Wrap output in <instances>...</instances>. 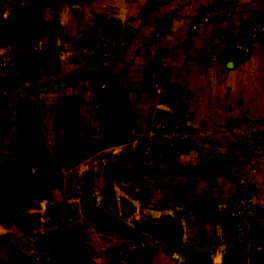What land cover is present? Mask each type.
I'll use <instances>...</instances> for the list:
<instances>
[{"label":"crops","instance_id":"obj_1","mask_svg":"<svg viewBox=\"0 0 264 264\" xmlns=\"http://www.w3.org/2000/svg\"><path fill=\"white\" fill-rule=\"evenodd\" d=\"M20 3L0 0V20L21 17L29 27L13 46L0 47V54L38 51L52 64L43 79L0 96L1 140H10L6 128L15 121L17 140L41 139L28 110L43 106L44 139L54 157L71 156L74 141L96 146L79 163L91 160L82 169L97 177L94 200L66 195L65 212L47 217L54 222L50 227H37L56 248L46 264H106V250L126 242V222L134 217L154 224L169 250L188 257L189 264H250L246 255L226 248L219 213L221 202L251 189L264 240V46L230 56L240 25L264 14V0H44L27 14ZM216 3L231 6L234 17L193 29ZM99 18L126 24L125 46L106 62L85 44L86 31ZM112 83L123 88L124 100L106 129L98 113ZM178 109L193 113L188 154L162 160L133 146L135 130L152 121L171 124ZM78 124L82 128L75 132ZM117 156L126 163L108 177ZM206 198L216 204L202 214L197 202ZM26 239L14 220L0 217V264H20ZM68 242L76 244L72 258L63 249ZM152 264L175 263L159 250Z\"/></svg>","mask_w":264,"mask_h":264},{"label":"built area","instance_id":"obj_2","mask_svg":"<svg viewBox=\"0 0 264 264\" xmlns=\"http://www.w3.org/2000/svg\"><path fill=\"white\" fill-rule=\"evenodd\" d=\"M234 17L231 6L216 3L206 8L194 21L193 29ZM89 52L99 61L114 58L126 44V24L117 18L94 20L85 33ZM264 45V14H258L240 25L230 56L236 58L246 48ZM52 60L38 51L23 53L10 51L0 54V84H32L48 75ZM193 116L177 110L171 124L150 122L144 130H135L132 144L162 160L174 159L190 151L189 132ZM102 195L96 197L97 202ZM221 223L224 226L225 246L228 250L246 255L250 264H264V240L257 231L260 215L251 189L221 202ZM126 242L106 250V264H152L153 251L169 252L175 264H189V258L175 253L164 244L152 223L139 218L126 222ZM20 264H46L54 260L56 248L44 230L33 231L21 250Z\"/></svg>","mask_w":264,"mask_h":264},{"label":"rangeland","instance_id":"obj_3","mask_svg":"<svg viewBox=\"0 0 264 264\" xmlns=\"http://www.w3.org/2000/svg\"><path fill=\"white\" fill-rule=\"evenodd\" d=\"M18 1H21V9L27 14L31 13L36 3L44 0H12ZM59 1L72 3L76 0ZM13 4L16 3H11L10 6ZM47 113L43 106H38V109L31 107L28 110L29 117L37 122L36 135L42 140H17V121L14 127L6 128L10 140L0 138V217L14 220L26 237L39 226L50 227L54 222L52 219L46 220L47 217L54 219L65 212L66 195L73 194L84 197L85 200H94L93 196L96 194V175L90 173L89 169H82L83 165L90 164L91 160L79 164L84 158L82 154L96 149L95 143L74 141L72 146H68L72 152L71 156L54 157L52 151L46 147L48 142L44 139L48 135V125H42V122L47 119ZM191 114L193 116L192 112ZM14 117H17V113H14ZM61 127L64 128L63 125ZM81 128L80 124L73 125L75 132ZM109 143L112 142L105 141V144ZM56 144L64 147V142L57 141ZM58 152H63V148ZM71 165L79 166L72 172L64 171ZM32 167L37 168L35 172L30 171ZM91 212L96 214L93 210ZM52 245L54 246L53 243ZM21 254H18V263Z\"/></svg>","mask_w":264,"mask_h":264},{"label":"trees","instance_id":"obj_4","mask_svg":"<svg viewBox=\"0 0 264 264\" xmlns=\"http://www.w3.org/2000/svg\"><path fill=\"white\" fill-rule=\"evenodd\" d=\"M28 29V24L21 17L0 20V47L13 46ZM17 87V84L12 83L0 84V95L13 91ZM123 100L124 90L115 83L110 84L101 95L98 117L106 129L109 127L114 111L123 105Z\"/></svg>","mask_w":264,"mask_h":264},{"label":"water","instance_id":"obj_5","mask_svg":"<svg viewBox=\"0 0 264 264\" xmlns=\"http://www.w3.org/2000/svg\"><path fill=\"white\" fill-rule=\"evenodd\" d=\"M68 1H72V0H68ZM33 89L34 88L31 87L30 91H32ZM117 158H118V164L108 171L107 173L108 177H112L115 173H118L121 170V168L124 166V164L126 163V158L122 156H117ZM215 204H216L215 201L210 200L208 198L199 200L197 202V206L202 214H207L210 207L214 206ZM63 249L69 253H72L71 254V258H72L73 253L76 251V244L74 242H68L66 243L65 246H63Z\"/></svg>","mask_w":264,"mask_h":264}]
</instances>
